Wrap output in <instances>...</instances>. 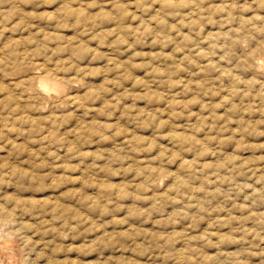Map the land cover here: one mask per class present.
<instances>
[{
    "label": "rangeland",
    "instance_id": "obj_1",
    "mask_svg": "<svg viewBox=\"0 0 264 264\" xmlns=\"http://www.w3.org/2000/svg\"><path fill=\"white\" fill-rule=\"evenodd\" d=\"M263 45L264 0H0L3 264H264Z\"/></svg>",
    "mask_w": 264,
    "mask_h": 264
},
{
    "label": "bare ground",
    "instance_id": "obj_2",
    "mask_svg": "<svg viewBox=\"0 0 264 264\" xmlns=\"http://www.w3.org/2000/svg\"><path fill=\"white\" fill-rule=\"evenodd\" d=\"M264 46V45H263ZM264 59V58H263ZM257 65H258V67H261V68H264V62H261V61H259V62H257ZM256 66V65H255ZM39 68V67H38ZM41 69V68H40ZM34 70V69H33ZM25 71V70H24ZM26 71H29L28 69L26 70ZM25 71V72H26ZM29 72H31V71H29ZM39 72H40V70H39ZM43 74V73H42ZM37 75H40V74H37ZM45 76H47V75H45ZM33 77H35V76H33ZM32 78V77H31ZM41 78V77H40ZM55 79V78H54ZM39 86H40V88L41 89H43V90H45V91H48V92H50L51 90H54V91H57V90H59L60 89V91H61V88H62V85L60 84V82H57V81H54L53 79H49V78H43V79H41L40 80V84H39ZM65 88V87H64ZM38 90V89H37ZM39 91V90H38ZM53 92V91H52ZM41 93V92H40ZM77 93V92H76ZM42 94V93H41ZM50 94V93H49ZM42 95H44V94H42ZM41 95V96H42ZM54 96V95H53ZM49 97H50V95H49ZM56 97V96H55ZM69 97V96H68ZM42 99H44V98H42ZM47 99H48V97H47ZM55 99V98H54ZM3 211H5V210H3ZM3 220V219H2ZM6 220V219H5ZM10 221V220H9ZM1 222V221H0ZM3 222V221H2ZM0 223L1 224V229H0V264H3L4 262H6L7 261V254L5 253V249H7L6 248V246L9 244V240H10V238H9V232L8 231H6L5 230V228L4 227H2L3 226V224L4 223ZM5 222V221H4ZM5 226V225H4ZM11 232V231H10ZM24 240V239H23ZM10 246V245H9ZM33 253V252H32ZM30 254V253H29Z\"/></svg>",
    "mask_w": 264,
    "mask_h": 264
}]
</instances>
